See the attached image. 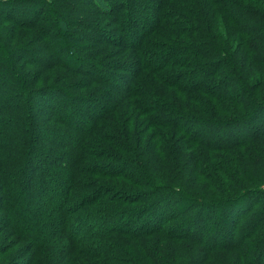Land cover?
Instances as JSON below:
<instances>
[{
    "label": "trees",
    "instance_id": "obj_1",
    "mask_svg": "<svg viewBox=\"0 0 264 264\" xmlns=\"http://www.w3.org/2000/svg\"><path fill=\"white\" fill-rule=\"evenodd\" d=\"M10 4L0 264H264V0Z\"/></svg>",
    "mask_w": 264,
    "mask_h": 264
},
{
    "label": "rangeland",
    "instance_id": "obj_2",
    "mask_svg": "<svg viewBox=\"0 0 264 264\" xmlns=\"http://www.w3.org/2000/svg\"><path fill=\"white\" fill-rule=\"evenodd\" d=\"M24 5L23 6H21V8L20 9H28L29 10V8L31 9V7H30V5L32 4V3H28L29 5H27L26 6V3H23ZM151 4H153V5H156V3L155 2H153V3H151ZM20 5H22L21 3H20ZM36 5V6H35ZM34 6L38 9V8H41V4L40 3H37V4H35ZM141 6H143V8L144 7H147V4L145 3V4H142ZM7 10H10V12H12V11H18L17 10V8H15V4H10V6H8V5H2L1 7H0V16H3V17H6L7 18V16L5 15L6 13L5 12H7ZM33 10H35V8H33ZM152 14H154V12L152 13ZM31 18H34V16H32ZM31 18H27V19H30L31 20ZM27 19H25L24 21H28ZM3 25H6V23L5 22H3L2 23V25L0 24V31H1V33L2 32H5V28H3ZM7 26V25H6ZM38 51H41V50H36L34 53L35 54H39V53H37ZM234 85H236L235 83H234ZM13 86L15 87V83H13ZM9 92L12 94V93H14V91L13 90H9ZM1 121V120H0ZM186 153L187 152H184V156H186ZM182 164L183 165H187V163H185L184 161H182ZM259 171L260 170H255L254 171V176H258V173H259ZM198 179V180H197ZM197 179H195V182H194V179H189L188 178V183H185V187H183V188H185V189H187V190H191V188L193 187V186H196V185H198V186H200V187H203L202 185H204V186H206L207 185V182H205L204 181V179L203 178H200V177H197ZM203 195H204V193H203ZM220 196H221V194L220 193H217V192H215V193H213V194H210L209 196H208V198H220ZM264 198V197H263ZM172 200H173V198H172ZM172 200H171V202H172ZM249 202V201H248ZM263 202H264V199H263ZM245 203V205H247V200L244 202ZM249 204V203H248ZM240 205H241V203H240ZM239 205V206H240ZM243 206V205H242ZM236 207V206H235ZM171 208H173V205L171 204ZM236 208H240V207H236ZM185 216H187V215H185ZM0 217H1V214H0ZM201 219V218H200ZM175 222V221H174ZM87 225H89V224H84L83 226H87ZM8 233V232H7ZM6 236V239L8 240V237L10 236V239L7 241V240H5V241H7V247H12V249H14L15 248V241H14V236H12V235H10L9 233H8V235H5ZM2 237H4V236H0V241L2 242ZM11 240V241H10ZM5 243V242H4ZM11 245H13V246H11ZM13 263L14 264H22V263H19V261L18 260H14L13 261ZM12 263V264H13Z\"/></svg>",
    "mask_w": 264,
    "mask_h": 264
}]
</instances>
